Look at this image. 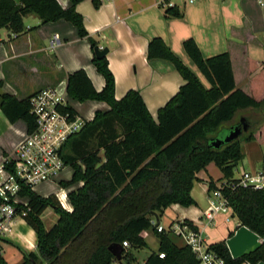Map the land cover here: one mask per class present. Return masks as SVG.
<instances>
[{
	"label": "trees",
	"instance_id": "16d2710c",
	"mask_svg": "<svg viewBox=\"0 0 264 264\" xmlns=\"http://www.w3.org/2000/svg\"><path fill=\"white\" fill-rule=\"evenodd\" d=\"M82 1L69 0V7L62 8L57 0H0V29L16 35L22 33L27 14L36 15L40 24L64 20L94 50L97 43L76 11V5ZM91 2L95 9L101 5L100 0ZM164 14L182 16L173 7H167ZM183 49L209 88L201 84L161 38L151 39L147 58L171 63L185 82L158 110L156 120L137 91L130 90L120 100L115 99V81L106 56L97 59L93 54L92 57L94 67L104 78L101 91L94 89L83 70L67 76L69 102H103L109 110H97L93 119L61 147V156L72 169V175L59 185L64 189L76 186L67 195L71 212L61 208L54 194L43 197L19 183L17 196L27 199V204H10L15 215L37 237V253H23L21 264H112L115 259L108 250L110 245L122 246L127 242L132 248H145L141 233L150 228L151 218L172 204L193 205L190 191L196 174L210 163L223 175L225 183L220 191L238 224L262 239L259 247L236 259L230 257L223 241L209 245L210 250L226 264L264 263V189L239 186L233 178L234 167L243 157L240 137L219 148L211 145L213 140L228 134L230 130L219 129L237 111H264V66L250 81L249 95L236 87L228 52L204 58L193 39L185 40ZM249 67L252 72L257 64L250 61ZM29 99L30 96L23 100L9 94L0 96V109L7 120L12 124L22 121L28 132L35 126ZM64 110L71 116L77 114L71 104ZM215 132L222 136H216ZM259 138L264 143L263 113L245 136L247 141ZM5 168L13 172L11 165ZM79 183L82 184L78 186ZM214 189L215 185L210 183L209 190ZM48 208L57 215L50 229L45 228L41 219ZM184 222L196 229L192 223ZM158 238V251L144 264H197L188 247H177L163 233ZM160 254L164 257L160 258ZM0 264H8L1 255Z\"/></svg>",
	"mask_w": 264,
	"mask_h": 264
},
{
	"label": "crops",
	"instance_id": "0c3cea01",
	"mask_svg": "<svg viewBox=\"0 0 264 264\" xmlns=\"http://www.w3.org/2000/svg\"><path fill=\"white\" fill-rule=\"evenodd\" d=\"M100 1V7L95 9L91 0H84L76 5V11L83 17L84 27L97 47L108 49L106 59L115 81L116 100L130 90L137 91L156 120L158 110L185 83L171 63L147 58L148 43L153 38H161L205 88H209V84L185 53L183 42L193 39L204 58L228 52L236 87L250 95V81L264 66V0H193V3L188 0ZM57 2L62 8L69 7V0ZM166 2L172 3L182 16L166 17V7L162 5ZM23 22L24 31L18 35L0 29V96L9 94L23 100L41 89L66 83L67 76L78 70L86 73L96 91L103 89L104 78L92 63L94 52L88 40L80 38L72 24L64 20L40 24V19L34 14H27ZM250 61L257 64L252 72ZM70 104L86 121H91L97 110H109L103 102ZM84 105H87L85 110ZM260 113L264 114V111L239 110L219 130H230L242 119L249 130L260 118ZM248 130L240 136L243 157L234 167L235 180H239L242 171L264 175V143L260 142L261 137L245 140ZM25 132L26 125L22 121L12 124L0 111V164L22 140ZM196 178L190 191L194 204L188 207L172 204L162 214L153 216L150 228L141 233L146 247L124 248L122 261L114 260L112 264H144L152 253L158 251L157 226L163 227L160 233L174 245L187 247L183 237L169 231L170 225L179 221L192 223L209 245L223 241L232 259L260 246L262 239L247 227L240 226L232 213H217L212 220L206 218L210 213V193L213 191L209 190V184L213 183L217 188L225 183L220 169L210 163L196 174ZM53 184L58 191L59 186ZM75 187L69 188V192ZM62 195L60 199L71 212L69 201L67 205ZM14 202L26 205L27 199L17 196ZM56 221L49 227L44 224L45 228L50 229ZM23 253H37V237L26 222L16 216L10 231L0 236V255L8 264H21Z\"/></svg>",
	"mask_w": 264,
	"mask_h": 264
},
{
	"label": "built area",
	"instance_id": "2783aa9c",
	"mask_svg": "<svg viewBox=\"0 0 264 264\" xmlns=\"http://www.w3.org/2000/svg\"><path fill=\"white\" fill-rule=\"evenodd\" d=\"M193 3V0H188ZM260 4L261 1H260ZM164 7H173L172 3H163ZM56 37L51 42L53 46ZM70 104L66 91V83L47 87L30 96V113L34 118V128L25 132L22 140L5 155L0 164V236L10 231L15 215L16 204L14 199L19 191V183L29 187L32 191L35 186L48 182L55 183L59 190L55 197L64 210H68L60 199L64 197L68 205L69 188L60 187L61 173L67 167L61 156V147L73 134L79 132L85 123V119L78 114L71 116L64 109ZM1 111V109H0ZM5 165H11L13 172H9ZM242 187L264 189V175L256 172L242 171L238 180ZM218 186L210 193V213L206 214L208 220H212L217 213L230 214L226 200L223 198ZM154 225V222H152ZM157 232H163V227L157 226ZM169 231L185 239L186 246L191 250L197 264H226L215 252L211 251L209 244L201 231L192 229L184 221L170 225ZM124 248L129 247L123 242ZM160 258L164 254L159 255Z\"/></svg>",
	"mask_w": 264,
	"mask_h": 264
},
{
	"label": "water",
	"instance_id": "95a60500",
	"mask_svg": "<svg viewBox=\"0 0 264 264\" xmlns=\"http://www.w3.org/2000/svg\"><path fill=\"white\" fill-rule=\"evenodd\" d=\"M94 55L97 59H102L104 58L107 53L108 49L107 48H99L95 47L94 50ZM248 130V124L245 122L244 119L240 120V123L236 125L235 127H232L228 134L223 138V139H216L211 142V145L213 147L219 148L222 144L224 143H229L233 140L238 139L244 132ZM158 223V221H157ZM109 252L112 254L114 259L118 262L122 261V246L114 244L110 245L108 247Z\"/></svg>",
	"mask_w": 264,
	"mask_h": 264
},
{
	"label": "rangeland",
	"instance_id": "374dc122",
	"mask_svg": "<svg viewBox=\"0 0 264 264\" xmlns=\"http://www.w3.org/2000/svg\"><path fill=\"white\" fill-rule=\"evenodd\" d=\"M86 108H87V105H84L83 109L85 110ZM83 109L81 110L82 113H84ZM85 116L86 115H84V117ZM215 133H218V134H215L216 136H222V133L221 134H219V132H215ZM243 135L244 134H242V136ZM71 174H72V169L70 167H66L61 173V179L70 180ZM54 191H57V187L53 183L51 184V183L45 182V183L35 186V193L40 196H47L48 194L54 193ZM42 219L44 221L45 226L49 227L50 224H52V222L57 219V215L54 213V211L51 208H48L43 213Z\"/></svg>",
	"mask_w": 264,
	"mask_h": 264
}]
</instances>
